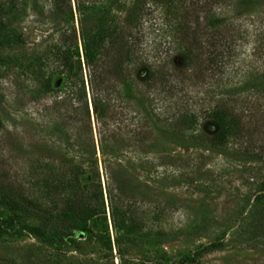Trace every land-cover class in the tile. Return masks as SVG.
Masks as SVG:
<instances>
[{"label":"rangeland","instance_id":"1","mask_svg":"<svg viewBox=\"0 0 264 264\" xmlns=\"http://www.w3.org/2000/svg\"><path fill=\"white\" fill-rule=\"evenodd\" d=\"M199 1L209 3V11H215L219 21L225 19L231 29L226 32L230 40L226 50L230 52L222 59L224 72L198 71L204 69L200 66L188 70L187 76H176L167 91L160 85L148 89L138 83L144 91V103L146 97L153 99V116L137 111L140 106L134 95L121 101L120 113L113 111V119L108 120L113 149L103 155L98 150V124L87 85L91 131L77 100L68 104L67 120L72 121L76 114L82 119L70 127L68 134H77V142L68 148V142L55 136L57 131L51 124L56 113L47 106L55 93L48 96L30 91L29 77H18L20 72L12 64L16 58L25 61L40 55L46 43L58 38L59 29L64 28L61 18L49 10L48 0H0L1 187L20 207H27L22 197L45 211L55 199L47 196L42 183H53L55 178L60 181L67 164L62 158H68L72 160L70 176L78 174L76 180L85 191L100 181L106 216L105 222L96 216L92 223H86L90 232H86V240L79 238L78 252L73 246L56 247L51 231H37L38 221L9 209L0 192V264H264V0L259 12L241 15L233 11L234 0ZM118 2L131 5L132 0ZM72 4L75 37L82 51L78 13ZM156 4L146 0L141 19L132 30L138 37L133 69L154 61L172 62L176 54L175 43H168L160 29L163 13ZM112 8L111 19L114 14L123 19L124 15ZM204 14L196 11L192 19L196 30L202 28ZM179 36L175 33V39ZM55 79L57 88L61 78ZM246 80H250L248 86ZM216 103L224 104L237 118V138L219 146L190 139L189 135L214 131L204 118ZM183 114L196 119L194 127L167 132L166 125ZM14 127L26 147L23 152L27 149L32 158L38 144L42 157L37 164L31 165L23 152L18 155L12 148ZM144 132L154 134L152 147L149 142L146 148L138 147ZM91 142L95 144L94 155L90 153ZM73 180L67 176L65 194L58 198L73 193ZM117 180H123L137 194L133 209L137 229L121 242L122 258L113 241L106 192L108 183L112 188Z\"/></svg>","mask_w":264,"mask_h":264},{"label":"trees","instance_id":"2","mask_svg":"<svg viewBox=\"0 0 264 264\" xmlns=\"http://www.w3.org/2000/svg\"><path fill=\"white\" fill-rule=\"evenodd\" d=\"M48 0L49 10L57 13L63 24L59 29V36L48 41L44 50L40 55L31 58L18 59L12 61L16 64L14 67L18 69L20 74L18 77H29L30 91L37 94H46L52 97L49 101L48 109L54 108L56 113L53 124L55 133L61 142H68V148H71L77 142L76 135H69L70 127L76 122H82L78 114L73 115L72 121L67 120L66 107L68 104L77 100V107L84 113L87 125L91 131L89 123V113L87 108V92L93 106L95 121L98 124L97 133L99 137L98 150L105 155L107 150L113 149L111 146L113 133L108 130V120H112V112L120 113V103L123 100H130L135 96L138 100V112L143 111L147 117L152 118L154 108L152 98L146 97V103L143 99V88L146 85L148 89L161 86L164 91L168 90L169 85H173V81L179 74L187 76L188 70L198 69L202 66L204 69L214 74L221 75L224 72L222 59L225 58L228 47L226 34L227 30L231 31L229 24L225 19L219 21V15L215 11H209V3L197 0H149L157 2L163 13L161 19V31L168 38V43H175L176 54L172 55V62L160 61L143 64L141 67L133 69V58L137 52V36L132 32L136 28L139 18L144 9L146 0H132L131 5L118 0ZM78 13V29L82 42V51L79 50L76 39V27L73 19V4ZM261 0H234L233 11L240 14H255L261 6ZM120 15V18L114 14L111 19V7ZM204 11V23L201 29L196 30V24L193 25L192 19L195 17L196 11ZM218 20V21H217ZM224 20V22H223ZM140 27V26H137ZM125 29L127 32H125ZM124 32L127 34L125 37ZM175 33L180 36L175 39ZM128 36L130 38H128ZM125 37L126 40L123 38ZM124 39V41H123ZM230 52V51H229ZM228 52V53H229ZM165 57V56H164ZM163 57V58H164ZM174 57V58H173ZM177 60V63L176 61ZM170 65V66H169ZM169 66V67H168ZM23 70V71H21ZM25 70H29L26 72ZM143 71V73H142ZM133 74L135 76L133 77ZM171 75V76H170ZM61 78L59 87H54L55 78ZM172 77V78H170ZM219 77V76H217ZM143 80V81H142ZM138 83H141L140 87ZM250 80H246V84ZM255 85V83H254ZM57 94V95H56ZM134 95V96H133ZM113 105H110V102ZM117 102L114 109V104ZM140 108L142 110H140ZM80 113V114H81ZM118 114L116 117H118ZM78 117V118H76ZM189 115H180L175 118L166 129L174 134L182 130L194 127L195 120L193 116L189 119ZM177 119V120H176ZM214 127V131L208 135L199 133L198 135H189L190 139L195 138L203 144L222 145L230 139H236L238 132V120L228 110L224 104L216 103L210 111H207L204 118ZM158 120V119H157ZM162 123V121H160ZM164 122V121H163ZM164 124H167L164 122ZM164 126L160 124V128ZM13 142L18 155L23 152L24 147L21 135H19L16 127L13 129ZM160 130V129H156ZM122 135V134H121ZM158 137V136H157ZM71 140V143L69 141ZM117 141V139H115ZM156 139L151 132H144L140 135L137 144L138 147H152ZM42 144V143H41ZM94 142L89 145L90 153L94 155ZM113 145V144H112ZM28 148V146H27ZM116 146H114V150ZM23 158L30 164H37L42 157V151L37 144V150L32 158L27 149L23 152ZM62 158V157H61ZM94 161V157L92 158ZM66 161L65 173L59 181L55 178L53 183H42L47 196L55 199L50 208L44 211L42 206L35 204L33 201L24 200L27 207H20V203L16 202L9 193L2 189L0 184V192L3 193L4 204L9 209L18 210L20 214L26 217L35 218L38 221L37 231L47 229L54 235L56 247L63 248L73 246L74 250L81 252L80 239H87L86 232H90L87 222L94 221L95 217H103L105 222V207L102 195L100 181H96L95 187L89 191H85V186L79 185L76 180L78 174L70 176L73 171L70 169L71 161L68 158H62ZM74 167V166H73ZM74 179L73 193L66 197L58 198L64 195L67 181ZM70 176V177H69ZM92 184L94 179L91 178ZM38 182V181H37ZM41 183V181H39ZM39 183V184H40ZM4 184V183H3ZM88 189V188H87ZM107 203L109 217L112 228L114 229V243L117 251L122 258L123 250L120 247L121 242L126 238V234L137 229L135 223V197L133 189L123 180L116 181V186L111 188V184L106 186ZM56 197V198H55ZM58 198V199H57ZM124 199L126 202H124ZM127 199V200H126ZM130 200V201H128ZM29 207V208H28ZM102 226V225H101ZM105 226H107L105 224ZM107 229V227H105ZM124 231V235L121 234ZM106 245L111 249L110 238L106 236Z\"/></svg>","mask_w":264,"mask_h":264}]
</instances>
